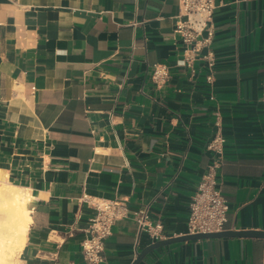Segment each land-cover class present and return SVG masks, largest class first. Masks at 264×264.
Listing matches in <instances>:
<instances>
[{"label": "crops", "instance_id": "obj_1", "mask_svg": "<svg viewBox=\"0 0 264 264\" xmlns=\"http://www.w3.org/2000/svg\"><path fill=\"white\" fill-rule=\"evenodd\" d=\"M212 80L181 66L179 0H0V181L27 190L19 264H87L91 204L124 200L100 264L188 235L190 202L224 137L225 230L264 232V0H214ZM205 53V51H204ZM169 68L156 85V65ZM263 237L176 242L139 264H262Z\"/></svg>", "mask_w": 264, "mask_h": 264}, {"label": "built area", "instance_id": "obj_2", "mask_svg": "<svg viewBox=\"0 0 264 264\" xmlns=\"http://www.w3.org/2000/svg\"><path fill=\"white\" fill-rule=\"evenodd\" d=\"M215 8L214 0H179V13L174 25V34L184 47L183 56L178 60V64L191 67L198 60L205 61L209 71L208 82L212 80L215 65V56L211 49L215 35L213 23ZM168 76L169 68L166 65L155 66L152 78L156 85L165 83ZM224 142V137L217 134L207 145L214 153V158L191 199L188 235L225 230L229 205L218 182ZM81 200L91 204L96 211L95 216L89 221L86 237L81 244L82 254L87 264H100L104 261L105 240L111 235V227L116 221L127 216L128 208L121 199H90L84 195ZM147 219V211L137 215L140 231H145L152 243L165 239L162 223L159 221L150 223Z\"/></svg>", "mask_w": 264, "mask_h": 264}, {"label": "bare ground", "instance_id": "obj_3", "mask_svg": "<svg viewBox=\"0 0 264 264\" xmlns=\"http://www.w3.org/2000/svg\"><path fill=\"white\" fill-rule=\"evenodd\" d=\"M28 200L27 190L0 181V264H18L31 222Z\"/></svg>", "mask_w": 264, "mask_h": 264}, {"label": "water", "instance_id": "obj_4", "mask_svg": "<svg viewBox=\"0 0 264 264\" xmlns=\"http://www.w3.org/2000/svg\"><path fill=\"white\" fill-rule=\"evenodd\" d=\"M223 237H263L264 238V232L263 231H228V230H224V231L215 232V233H200V234H195V235H184L181 237L163 239V240H159L155 243H152L151 245L144 248L137 255L135 261L132 264H139L150 251H152L156 248L162 247V246L172 244V243L189 241V240L223 238Z\"/></svg>", "mask_w": 264, "mask_h": 264}, {"label": "rangeland", "instance_id": "obj_5", "mask_svg": "<svg viewBox=\"0 0 264 264\" xmlns=\"http://www.w3.org/2000/svg\"><path fill=\"white\" fill-rule=\"evenodd\" d=\"M18 257V258H17ZM17 257H16V259H17V261H18V264H19V258H20V254L19 255H17Z\"/></svg>", "mask_w": 264, "mask_h": 264}]
</instances>
